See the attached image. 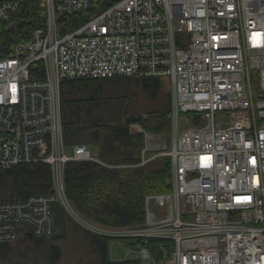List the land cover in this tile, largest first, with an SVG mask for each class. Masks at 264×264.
I'll return each instance as SVG.
<instances>
[{
	"label": "built area",
	"instance_id": "1",
	"mask_svg": "<svg viewBox=\"0 0 264 264\" xmlns=\"http://www.w3.org/2000/svg\"><path fill=\"white\" fill-rule=\"evenodd\" d=\"M25 1L0 0V22ZM37 1L41 25L0 58V170L48 164L62 197L66 163L96 159L65 145V79L167 77L172 143L147 134L140 164L171 157L173 188L122 235L165 241L139 246L150 264H264V0ZM53 197L0 203V244L50 235Z\"/></svg>",
	"mask_w": 264,
	"mask_h": 264
},
{
	"label": "trees",
	"instance_id": "2",
	"mask_svg": "<svg viewBox=\"0 0 264 264\" xmlns=\"http://www.w3.org/2000/svg\"><path fill=\"white\" fill-rule=\"evenodd\" d=\"M42 10L37 0H27L15 14L13 23L0 22V58L10 56L14 47L32 29L41 25ZM120 84L126 87L136 84L145 90L148 99L156 103L154 116L157 121L154 124H146L142 116L134 115L124 121L110 122L102 118V110L100 114H96V107L104 102V90ZM61 92L66 143L94 145L98 148L97 155L100 159L110 165H101L93 160L70 161L65 173L68 199L72 201L76 211L92 223L113 228L145 225V196L148 193H168L171 190L172 163L168 156L147 163L146 166L137 165L145 147V134L131 132L130 125L140 122L146 130L151 128L165 134L171 131L170 121L160 129L156 128L172 110L171 94L162 95L161 78L120 76L109 79H65ZM95 104L97 105L94 106ZM51 185V169L48 164L25 163L0 170V201L25 200L33 194L48 193ZM60 208L56 206L55 212L61 216L64 212ZM97 238L105 243L103 237ZM138 242L144 241L138 240L136 243ZM164 243V240L155 238L145 240L146 247L151 251ZM40 251L46 253V256L38 257ZM61 254L62 248L54 240L43 237H21L16 243L0 244V258H7L9 255H20V260L45 257L50 263H58L62 258ZM105 264L140 263L136 260H107Z\"/></svg>",
	"mask_w": 264,
	"mask_h": 264
},
{
	"label": "rangeland",
	"instance_id": "3",
	"mask_svg": "<svg viewBox=\"0 0 264 264\" xmlns=\"http://www.w3.org/2000/svg\"><path fill=\"white\" fill-rule=\"evenodd\" d=\"M38 2L41 5V1H38ZM41 6L43 8V5ZM114 78H120V77H114ZM133 78H136V77H133ZM161 80H162V95L164 96L169 93L171 94L172 87H171L169 78L164 77ZM62 93L63 92H61V103H63ZM171 97H172V94H171ZM102 98L104 99L103 100L104 102H102L101 106L99 105V107H96L97 111L95 112L96 114H100V111L102 110L103 113H105V114L102 113L101 115L102 118L107 119L110 122L116 121V120L124 121L127 118L132 117L134 115L142 116L146 124H149V125L154 124L155 121H157L156 120L157 117L154 116V110H155L154 108L156 106V103L151 102L150 99H148V96L145 90L143 88H140L136 84H131V86L129 87H126L123 84L109 86V88L105 89L104 92L102 93ZM105 101L107 102L105 103ZM172 103H173V97H172ZM96 105L97 104H95L94 106ZM171 108H172V104H171ZM62 112H63V104H62ZM170 113L167 116H169ZM187 116L191 117V114H187ZM62 119H63V116H62ZM169 119H170L169 121L171 122L172 126L170 129L171 131L168 134L167 133L165 134L163 132L162 133L156 132L152 130L151 128L150 129L147 128L146 130L143 128V125L140 122H133V124L130 125V131L136 132V133L143 132L145 134V142H146L145 147L147 146V143H148L146 141L147 134H151L152 136H155L156 133L164 134L166 138V142H167L166 148H169L170 143H172L171 136H172V132H173L172 128L174 124L173 119H171L170 117ZM180 119H181L180 125L182 129V127L186 126L189 118L186 119V117L182 116ZM135 125L137 127H135ZM138 125L140 128L138 127ZM79 144H82V143H79ZM79 144H74V145L67 144L66 137H65V145L69 147L68 150L70 152L73 151V146L79 145ZM82 145H86V144H82ZM86 146L89 149V151H91V154L95 156L96 158V159H91V160L101 165L103 164L105 166H110L105 161L101 160L99 155H97L98 148L96 146L94 145H86ZM145 147L143 148V150L145 149ZM161 150L165 152L167 151L166 149H161ZM151 155L152 154H148L147 156H151ZM166 157H168V155L167 156L161 155V156H158L156 159H164ZM156 159L150 162L156 161ZM80 160H69V162L70 161H80ZM91 160H88V161H91ZM141 161H142V156H141ZM69 162L66 163L65 168L67 164H69ZM140 162L137 165H141ZM21 165H25V164H21ZM141 166H146V165H141ZM5 169H11V168H5ZM50 169H51V179H52V168L50 167ZM66 170L67 168L65 169V173H66ZM65 188H66V179H65V184H64V190ZM172 188H173V185H172ZM49 193H52V195L54 196L53 197L54 201L50 204V209H49L53 227H52L50 235L40 236V237L47 238L52 241L54 240L56 244L60 245L61 248L63 247L64 256L59 260L58 263H53V262L50 263L45 257L41 259L20 260L21 259L20 255H9L7 258H0V264H105L107 260L108 262L136 260L140 264H150V262L142 259L141 252L139 251V246L141 244L145 245V240H142L139 238L138 239L132 238L131 236L126 237L125 236L126 234L122 235V233L124 230H127V229L145 226L147 224V219H146L147 217V208H146L147 195H150V194L158 195V194H164V193H159V192L158 193H148L145 196L146 197L145 199L146 224L145 225H141L138 227L127 226V227H116V228L109 227V226H103L97 223H92L84 219L79 214V212L76 211V209L73 206L72 201L68 199L66 190L63 196L60 197L58 194V191L53 189V179H52V185H51L50 191L44 194H49ZM38 194H41V193H38ZM38 194H33V195H38ZM11 201L13 200L0 201V203L11 202ZM56 206H58L59 208L61 207L60 209L64 212L63 215L60 216L59 215L60 213L57 214V212H55ZM69 224H70V228H68ZM23 226L24 224L22 225V228L18 232L17 239L13 241V243H16L21 237L40 238L34 234V232L32 231L29 225L24 226V227ZM77 226L80 227V229L85 230L86 232L90 233L92 236L103 237L105 242L108 241L109 242L108 252H106L105 249H99L98 245L96 243H93L92 241H89L91 244H87V243H85L84 245L81 244V242L78 241L79 235L75 231V228ZM65 234L68 237L66 240L63 239ZM55 235L56 237L53 238V236ZM138 240L139 241L142 240L144 242L143 243L138 242L137 244L136 242ZM23 252H25V249L23 250ZM40 256H46V253H43V251H40V253L38 254V257Z\"/></svg>",
	"mask_w": 264,
	"mask_h": 264
},
{
	"label": "crops",
	"instance_id": "4",
	"mask_svg": "<svg viewBox=\"0 0 264 264\" xmlns=\"http://www.w3.org/2000/svg\"><path fill=\"white\" fill-rule=\"evenodd\" d=\"M68 228H70V224L68 225ZM74 230V229H73ZM75 231H76V233H78V237H79V242H81V244H85V243H87V244H91L89 241H92L93 243H96L97 245H98V247H99V249H103V247H104V244H105V250H106V252H108V245H109V242L108 241H106L104 244L103 243H101V241H100V239L99 238H97L96 236H92L90 233H88V232H86L85 230H82V229H80V227H76L75 228ZM77 237V238H78ZM68 237L66 236V234L64 235V237H63V239L64 240H66ZM61 243V242H60ZM58 245V244H57ZM60 246V245H59ZM64 254V251H63V247H62V257L64 256L63 255Z\"/></svg>",
	"mask_w": 264,
	"mask_h": 264
},
{
	"label": "water",
	"instance_id": "5",
	"mask_svg": "<svg viewBox=\"0 0 264 264\" xmlns=\"http://www.w3.org/2000/svg\"><path fill=\"white\" fill-rule=\"evenodd\" d=\"M159 124L156 125L157 129H160L162 126H164L170 119L168 116H165Z\"/></svg>",
	"mask_w": 264,
	"mask_h": 264
},
{
	"label": "bare ground",
	"instance_id": "6",
	"mask_svg": "<svg viewBox=\"0 0 264 264\" xmlns=\"http://www.w3.org/2000/svg\"><path fill=\"white\" fill-rule=\"evenodd\" d=\"M171 129V128H170ZM179 129H181V128H179ZM170 160H171V157H170ZM172 168H173V165H172Z\"/></svg>",
	"mask_w": 264,
	"mask_h": 264
},
{
	"label": "snow or ice",
	"instance_id": "7",
	"mask_svg": "<svg viewBox=\"0 0 264 264\" xmlns=\"http://www.w3.org/2000/svg\"><path fill=\"white\" fill-rule=\"evenodd\" d=\"M245 199H247V198H245Z\"/></svg>",
	"mask_w": 264,
	"mask_h": 264
}]
</instances>
